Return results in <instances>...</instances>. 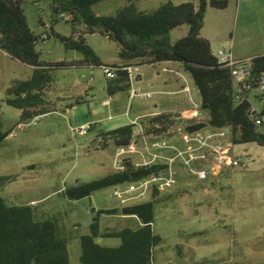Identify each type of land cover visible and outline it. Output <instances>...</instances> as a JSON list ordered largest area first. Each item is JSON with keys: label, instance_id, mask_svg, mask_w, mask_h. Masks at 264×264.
<instances>
[{"label": "rangeland", "instance_id": "rangeland-1", "mask_svg": "<svg viewBox=\"0 0 264 264\" xmlns=\"http://www.w3.org/2000/svg\"><path fill=\"white\" fill-rule=\"evenodd\" d=\"M21 1L34 32L47 34L53 26L61 35H72L70 23L52 24L50 0ZM135 1L141 11L148 13L168 1L176 5L199 3V0ZM227 1L226 9L208 5L200 36L210 40L214 54L231 50L235 59L264 56V0ZM127 4L128 0H104L95 4L93 11L100 16L115 15ZM188 30L187 25L173 30L169 35L171 42L187 36ZM86 42L104 63L121 62L118 45L106 36L88 35ZM37 49L45 63L83 58L55 39L38 43ZM136 68L137 75H143L136 87L152 92V96L138 98L130 106L125 103L130 114L151 110L156 99L162 108L171 111L194 109L193 105H187L190 97L200 104V96L185 72L181 74L192 89L189 94L183 92L184 79L162 71L163 65ZM32 73L33 68L0 49V134L7 135L0 148V177H12L0 186V196L9 206L33 205L39 220H55L68 239L70 264H79L80 238L91 233L95 218L102 231L138 228L136 217L98 214L101 210L136 204L122 205L112 197V187L81 200H70L65 194L77 183H89L114 173L113 148H103L98 136L101 131L113 130L127 121L122 111L104 104L108 99V80L102 67H62L52 72L54 83L45 92L55 111L46 114L35 126L20 130L17 126L21 123V111L8 106L5 100L14 82L28 80ZM87 87L92 90L85 95ZM78 94H82V104L76 103ZM256 104L264 106V102ZM91 113L97 116L92 117ZM207 118V113L201 111L196 121L206 122ZM94 120L98 121L86 135L73 131ZM13 131L16 136L10 137ZM167 141L172 142L170 138ZM228 141L230 135L219 142ZM234 150L246 155L247 165L243 168L228 167L220 176L205 181L188 175L189 184L154 200L157 203L153 229L162 242L155 249L153 264H264V147L252 143L237 145ZM96 242L106 247L121 244L118 238H97Z\"/></svg>", "mask_w": 264, "mask_h": 264}, {"label": "trees", "instance_id": "trees-1", "mask_svg": "<svg viewBox=\"0 0 264 264\" xmlns=\"http://www.w3.org/2000/svg\"><path fill=\"white\" fill-rule=\"evenodd\" d=\"M101 1L104 0H50L52 24L64 21L63 15L72 16L71 21H66L72 25V35H61L52 26L46 34L48 39L60 41L66 49L82 54L83 59L79 63H45L37 49L41 35L30 28L22 1L0 0V49L12 59L33 68L28 80L14 82L5 100L8 106L21 111V122L55 111L45 93L54 83L52 72L55 69L105 65L86 42V36L101 34L118 45L121 61L140 60V65L169 61L182 64L200 95V110L208 115L206 122L192 124L187 127L188 131L208 126L228 129L235 146L253 143L264 147V124H254L247 101L240 104L234 101L236 86L230 70L218 63L210 41L200 36L208 5L226 9L227 0H199L197 5H176L168 1L152 13L141 11L135 0H128L125 7L110 16H100L93 11V6ZM183 25L189 27L187 36L172 43L170 33ZM263 75L264 56L253 57L251 96L257 91ZM119 79H122L121 85L116 89L123 91L125 77L120 75ZM111 90L109 85L108 92L113 95ZM83 102L82 99L76 100L77 104ZM169 117L160 114L155 118L162 131L174 125ZM133 132V126L126 125L101 132L98 137L103 139V148H108L109 142L116 148L128 146ZM6 137L0 134V148ZM161 168L158 164L138 168L128 165L124 173H111L89 183H77L65 194L70 200H81L96 191L143 179ZM11 180L12 177H0V186ZM156 203L149 201L99 211V215L136 217L138 228L102 231L98 218H95L90 226L91 233L80 238L79 264H153L155 249L162 242L153 229ZM34 208L33 205L9 206L0 196V264H70L68 239L55 220H39ZM97 238H118L121 244L118 247L101 246L96 242Z\"/></svg>", "mask_w": 264, "mask_h": 264}, {"label": "built area", "instance_id": "built-area-1", "mask_svg": "<svg viewBox=\"0 0 264 264\" xmlns=\"http://www.w3.org/2000/svg\"><path fill=\"white\" fill-rule=\"evenodd\" d=\"M64 21H71L72 16L63 15ZM2 34L0 33V39ZM48 36L42 35L40 41H47ZM218 63L231 72L236 91L234 101L237 104L247 101L249 103V113L256 126L264 124V106L256 105L251 98L252 91V59L236 60L231 52L220 50L215 54ZM107 80L118 79L120 75L125 77L128 85V100L130 104L138 99H150L151 92H143L136 87L137 68L132 65L124 66H101ZM184 79L186 82L183 92L190 93V87L184 76L178 71H170ZM258 97L264 101V75L259 79L257 87ZM110 99L104 104L109 107ZM194 107L187 115L182 117L186 120L194 121L193 124L203 123L196 121L199 118L200 106L193 100ZM129 110L126 115L128 116ZM45 115L36 116L28 121L21 122L17 128L24 130L35 126ZM158 116H144L142 118L130 121L133 126V139L128 146L116 147L113 152V171L121 174L127 170L128 165L136 168L158 164L162 166L158 171L135 182L120 184L112 187V197L122 205L136 202V204L154 201L169 192L178 184L179 169H183L188 175L197 178L200 181L216 178L220 176L228 167L232 169L243 168L247 165L245 154L234 150L235 145L228 141L219 142L229 136L228 129H213L204 127L199 130L188 131L187 127L182 129L180 141L183 145L178 146L168 142L167 139L173 134L172 128L162 131L161 124L155 120ZM169 120L172 121L171 117ZM92 129V124H83L73 131L79 135H86ZM15 137L13 131L9 135ZM99 143L103 139L99 138ZM171 154H168V153ZM134 205V204H133ZM130 206V205H127Z\"/></svg>", "mask_w": 264, "mask_h": 264}, {"label": "crops", "instance_id": "crops-1", "mask_svg": "<svg viewBox=\"0 0 264 264\" xmlns=\"http://www.w3.org/2000/svg\"><path fill=\"white\" fill-rule=\"evenodd\" d=\"M196 4V3H194ZM197 5V4H196ZM47 28V26H45ZM50 30V29H49ZM40 35H46L45 33H40ZM108 38V37H107ZM50 39H53V38H49L48 40ZM206 39V38H205ZM47 40V41H48ZM110 40V39H109ZM209 40V39H207ZM210 41V40H209ZM46 42V41H45ZM211 43V42H210ZM232 52V51H231ZM233 54V53H232ZM215 55V54H214ZM234 56V55H233ZM253 57H249V58H243V57H240V58H236V60H245V59H252ZM83 58H79V59H73L69 62H81ZM138 60H134V61H130V62H126V61H121L119 63H114V64H105V65H109V66H113V65H118V66H124V65H132V66H141L140 63H134V62H137ZM55 62H68L67 60H63V61H55ZM147 65V64H146ZM157 65H163V68H162V71H164L165 69L167 70H170V71H178L181 73V71L184 72L183 70V66L181 63H178V62H172V61H169V62H160V63H156V64H153V65H149V66H157ZM80 67H84V66H80ZM90 67V66H89ZM165 72V71H164ZM169 72V71H167ZM171 73V72H170ZM174 74V73H173ZM143 78V75H137V81L136 82H139L141 81ZM122 79H115V80H108V86L111 85L112 87V93H114L113 95L108 92V86H107V93H108V99H110V105L109 107H111L112 110H115V111H122V115L125 116L126 118V123L119 126V127H122V126H126V125H130V121H133V120H136V119H139V118H142L144 116H149V115H152V116H158L160 114H167V115H170L172 121L174 122V127L172 128V131H173V134L170 136V139L172 140V144H176L178 146L181 145V141H180V135L182 133V129L190 124H193L194 121H191V120H186L185 118H183L182 116L183 115H187L189 114L191 111H193V109H190L188 107L186 108H182L180 111L178 110H174V111H171V110H165L164 108H162L161 106V102H159L158 99H156L154 101V103L152 104L151 106V110L149 111H146V112H142V113H138L136 115H132V114H128V116L126 115L127 111V108H125V103L128 104L129 100H128V85L126 84V82L123 83V87H124V90H117L116 87L117 85H121V82ZM190 87V86H189ZM90 90H92V87H87L84 91V94L85 95H88ZM192 89L190 88V93H191ZM197 91V90H196ZM120 92H123V94H121ZM198 92V91H197ZM152 93V92H151ZM154 93V92H153ZM169 93H175V92H169ZM199 94V93H198ZM200 96V95H199ZM82 98V94H78V99H81ZM252 101L256 104V102H264L262 101L259 97H258V93L257 91H255L252 96ZM60 101H63L64 98L62 97H59L58 98ZM107 99V100H108ZM105 100L104 103L107 101ZM191 100L192 97L189 98L188 102H187V105L191 104ZM194 101V100H193ZM195 102V101H194ZM196 103V102H195ZM198 104V103H196ZM200 104H201V98H200ZM200 104H198L200 106ZM257 105V104H256ZM199 114H201V110L199 109ZM91 116L92 117H96L97 115L95 113H91ZM208 119V118H207ZM98 120H94V121H91L90 123L92 125H96ZM117 127V128H119ZM117 128H114V129H117ZM113 129V130H114ZM111 131V130H109ZM101 132H106V131H101ZM100 132V133H101ZM99 133V134H100ZM111 148H113V152H114V149L115 147L112 146V144L109 142ZM168 154H171L170 152ZM183 169L180 168V171H179V177H178V184L177 186L171 191L173 193V191L175 189H178L180 188L181 186L183 185H186V184H189V181L191 180V177L188 176V174H185L183 171ZM171 193V195H172ZM133 219V218H132ZM138 225H139V222H138Z\"/></svg>", "mask_w": 264, "mask_h": 264}]
</instances>
